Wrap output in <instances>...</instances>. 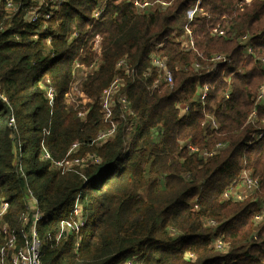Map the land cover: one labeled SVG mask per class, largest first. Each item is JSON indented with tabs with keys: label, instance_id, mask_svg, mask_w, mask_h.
<instances>
[{
	"label": "trees",
	"instance_id": "1",
	"mask_svg": "<svg viewBox=\"0 0 264 264\" xmlns=\"http://www.w3.org/2000/svg\"><path fill=\"white\" fill-rule=\"evenodd\" d=\"M148 1H44L39 12L50 17L35 23L25 21L35 0H11L17 10L10 17L0 4L3 223L23 247L33 197L42 214L35 228L41 264H122L132 257L140 264H264V220L252 221L264 203V100L256 103L264 92V0H200L189 24L193 51L179 39L198 0H161L170 6L155 11L135 5ZM244 35L252 56L236 43ZM214 55L227 61L213 63ZM153 57L165 60L171 85ZM92 65L80 84L90 101L80 120L67 97L78 67ZM115 78L129 114L115 100L105 117L101 96ZM254 109L257 119L248 122ZM210 117L217 128L209 127ZM110 129L113 136L97 141ZM73 144L78 149L69 152ZM78 159L84 162L68 170L52 165ZM243 173L258 180L257 191L242 202L225 199ZM77 200L84 227L57 238ZM216 238L223 251L213 248ZM0 264L11 263L0 254Z\"/></svg>",
	"mask_w": 264,
	"mask_h": 264
},
{
	"label": "built area",
	"instance_id": "2",
	"mask_svg": "<svg viewBox=\"0 0 264 264\" xmlns=\"http://www.w3.org/2000/svg\"><path fill=\"white\" fill-rule=\"evenodd\" d=\"M35 1L38 2L39 5L33 11L26 13L25 21L28 23H35L40 18L48 19L50 17L49 14H44V13L39 12L41 10L40 6L42 5V3L44 1H48L51 5L55 4L57 7H59L63 3V0H35ZM0 4L4 6L6 13H8V17H10L12 14H14L17 10V7L11 2V0H0ZM135 5L137 6L138 10H140V11L164 10L170 6L169 3L163 2L161 0H152V1L144 2V3H137L136 2ZM199 5H200V0L196 1L191 6L189 11L186 13L187 21H186L185 25L183 26L184 37L181 38V41L183 42L184 50H186V51H193L194 50L195 43H194V40L192 38V33H191L190 28H189V24L191 23V21L193 20V17L195 15L200 14ZM102 8H103V5L97 8V11L95 12L94 17H93L94 19H97L101 15V13L103 11ZM213 32L215 34H217L218 36L224 35V32H218L217 29L213 30ZM239 41H241V43L243 45V48H241L243 54L245 56H252L253 51H252V47L250 45L251 37L244 35L241 38H239V40H237V42H239ZM97 45L98 44H96V47H97ZM155 45H156V47H161L160 43H156ZM211 61L213 63H225L227 61V59L225 58L224 55H214L213 58L211 59ZM124 64L125 63L123 61H121L118 64V67L122 68V67H124ZM152 64L157 68V70L159 72H161L162 81L171 85L172 84V76H171V72L167 68L165 60L160 59L158 57H153L152 58ZM94 66L95 65H92V67H90L89 70L94 68ZM194 67L198 68L199 65L195 64ZM156 83H158V82H156ZM122 85H123L122 81L118 78H115L110 83L109 88L105 89L103 91L102 96H101V100H100L101 101L100 105H101L102 112H103L105 117H108L111 114V111L114 109L115 104H116L115 100L117 101V104H119V106H121L123 108V110L129 114L127 100H126L125 96L120 95V89H121ZM205 96H206L205 90L201 91V93H200L201 100H204ZM115 97H116V99H115ZM47 98L49 99V101H52V99H53V89L51 87H49L47 90ZM225 98H228V95H225ZM0 99L3 102H7V99L2 95H0ZM263 100H264V92H263V89H261V91L259 90V92L256 96V103L259 104ZM257 113L258 112L256 111V109H254L251 112V114L249 116L250 122L256 121ZM85 116H86L85 113H79L78 114V117L80 120H83L85 118ZM11 123H13V120H11ZM207 123H209V125H210L209 127H211L212 129L217 128V123L211 117L207 118ZM107 132H108V134H105L106 132L103 134H99L98 140L103 141V140L108 139L111 136L110 134L114 132V129L107 130ZM262 135H263L262 132L259 133L257 136H255V139L256 140L260 139L262 137ZM188 148L191 150V152L196 151L191 146H189ZM77 149H78V145L73 144L71 146V149L69 152L76 151ZM43 159L44 160H50V156L47 153H44ZM92 160L94 162H96V158L93 157ZM83 162H84V159L68 161L65 163L52 161V165L55 168L68 170V169L72 168L73 166H80ZM67 163L69 164V167L66 166ZM243 174H245V173H243ZM253 180H255V179H253ZM253 180L248 178L246 180V183L244 181V184H246L248 186L250 185V186L255 187L257 185V183L254 182ZM232 188H230L229 190L224 192L223 196L225 199L230 198ZM29 199H28V204L32 203V205H33L32 208L28 207L30 214H31L30 217H31L32 221H31V225H30V229H29L28 242L23 247H21V248L16 247L14 237L11 236V234L9 233L7 225L2 224L0 222V233L4 239V245L0 249V254L2 257L9 259L11 264H41L39 261L40 245H39L38 240H37L35 228H36V223L42 218V214L35 207V202H34L33 197L29 196ZM6 210H7V205L5 203H2L0 205V221H1ZM263 219H264V208L259 210V214L256 216V220L259 221L258 223L263 221ZM24 222L25 223L28 222V216L24 217ZM85 222H86V219H85V215L83 214L81 204L77 200L74 207H73V210H72V220L62 222L59 225L60 231H59V234L57 235V238L67 237L72 233L79 234L81 229L84 227ZM210 225H214V222H210ZM78 243H79V240L76 242V246H78ZM213 246L215 247V249L217 251H223L225 249V245L222 242V239H220V238H216L213 240ZM133 258H135V259L134 260H130L131 258L127 259L122 264H140L137 261V257H133Z\"/></svg>",
	"mask_w": 264,
	"mask_h": 264
},
{
	"label": "rangeland",
	"instance_id": "3",
	"mask_svg": "<svg viewBox=\"0 0 264 264\" xmlns=\"http://www.w3.org/2000/svg\"><path fill=\"white\" fill-rule=\"evenodd\" d=\"M250 0H247L246 2L249 3ZM241 48H243V45L241 43V41L239 42H236ZM96 50L98 51L99 50V47L97 45L96 47ZM88 71H91L89 69H84V68H79L77 69L76 71V75H75V78H74V83L72 85V88H71V92L69 94V96L67 97V103L72 106L73 108H75L77 110V118L78 117V114L79 113H87V104L90 103V101L84 97V95L80 92V84L81 82L85 79L86 77V74L88 73ZM264 120V119H263ZM248 122L249 121V118H248ZM106 132V133H105ZM108 134L107 131H104V132H101L99 134ZM114 133V132H113ZM111 133L110 135L113 136L114 134ZM98 134V135H99ZM110 136V137H111ZM97 141L98 140V136H97ZM66 166L69 167V164L67 163ZM252 179L250 177V175L248 173H245L242 175L241 179L239 180V182L236 184L235 187L232 188V191H231V196L228 200L232 201V202H242L244 201L248 196L252 195L254 192L257 191V188H258V180H253L254 182L257 183V185L255 187L253 186H248L246 184H244V181L246 183V180L247 179ZM30 200V199H29ZM30 208L33 207L32 203H29L28 205ZM264 208V203L260 206V210ZM259 214V212H257L255 214V216L253 217V222L255 224H257L259 221L256 220V216ZM264 220V219H263ZM2 224L3 223V220L1 219L0 221Z\"/></svg>",
	"mask_w": 264,
	"mask_h": 264
},
{
	"label": "bare ground",
	"instance_id": "4",
	"mask_svg": "<svg viewBox=\"0 0 264 264\" xmlns=\"http://www.w3.org/2000/svg\"><path fill=\"white\" fill-rule=\"evenodd\" d=\"M184 37V36H183ZM179 42H181L183 44V42L181 41V38L179 39ZM164 60V59H163ZM212 246H213V243H212ZM213 248L215 249V247L213 246ZM135 258H131L130 260H134ZM126 261V260H125ZM140 263V262H139Z\"/></svg>",
	"mask_w": 264,
	"mask_h": 264
}]
</instances>
